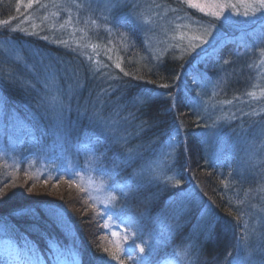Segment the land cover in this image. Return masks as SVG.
<instances>
[{"label": "rangeland", "instance_id": "rangeland-1", "mask_svg": "<svg viewBox=\"0 0 264 264\" xmlns=\"http://www.w3.org/2000/svg\"><path fill=\"white\" fill-rule=\"evenodd\" d=\"M11 4H13L10 7L12 14L16 13L18 18L22 12L25 14L21 21L18 19V24L12 26L11 23L14 22L10 20V24L4 26L12 29L19 25L20 28L25 29V31L17 30L20 34L41 39L38 42L45 50L42 51L36 46L16 48L10 44V40L0 37V86L5 80L12 82L15 79L14 84L19 87L21 93L35 91L37 96H43L42 103L38 104L36 100L25 103L28 112L25 115V111H22L21 116L12 111L9 113L5 111L0 99V171L5 175L13 171L18 172L17 168L38 175L76 169L77 164L67 154L61 155L65 135L60 131L69 128L65 120L70 118V113L74 117H71V123L77 125V120L79 123L84 122V110L89 109L90 115L86 122L96 120L95 127L98 130H95L106 137L112 134V126L115 127L111 114L119 115L126 109L132 114L130 108H135L138 104L144 106L138 100L142 97L139 93L136 96L133 94L135 99L124 101L127 100L124 93H131L129 87L122 82L119 83L112 78V75V77L106 74L104 76V65L109 67L107 63L109 57L115 60V64L120 63L119 53L122 52L128 57L127 64L137 62L141 70L129 64L127 68L133 73L141 74L145 71L149 72V68L155 67L168 53L176 54L177 57H174L176 59L186 60L184 66L187 68L191 65V60L194 63L203 58L208 51H215L218 46L229 41L246 44L248 48L242 55L243 59L241 56L240 63L247 65L253 71L254 81L245 98L252 103L253 99L249 93H254L252 97L256 105L262 102L259 104L260 114L257 115L261 116L262 122L254 116L253 121L247 125L250 131L244 123L235 122L233 114L228 110L229 105L215 99L217 87L211 81L200 84L197 79H192L191 82L185 80L187 85H191L189 88L195 92V98L191 99L193 102L190 101L189 106L198 124L203 127L201 141L205 163L213 165V168L219 171L217 176H222V180L226 179L227 188L233 191V202L229 204L234 205L237 210L239 207L241 209L243 221L239 226L242 233L236 239L231 261H228V258L219 261V255H223L224 252L216 251L217 240L223 235L224 243L220 245L225 247L227 236L236 232L229 228L230 225L223 224L218 226L219 232L215 231L214 226L219 218L215 207L202 193H196L192 189L193 185L189 180L183 190L191 187L193 194L173 190L172 195L168 197L169 201L178 199L176 216L183 215L184 218L178 220L177 218L181 219L180 216L176 218L172 215L169 219L171 225L160 229L161 233L172 239L176 223L182 221L177 227L179 229L175 236V248L178 250L175 252L174 249L161 256L153 254L154 256L148 257L147 253L139 251V247L134 248L132 243L134 234L121 223L115 199H111L114 196L109 185L107 186L101 179L84 175V168L81 169L79 179L84 191L88 193L87 196L91 197L89 201L96 210L103 211L102 216L106 217L108 244L112 248H115L116 244H120L121 247H131L137 252L138 264H159V261L164 259L167 260L162 261L161 264H190V261L194 264H264V94H262L264 93V53L261 52L264 48L258 49V43L264 42V11H257L254 17L251 14L245 17L242 13L246 9L251 13L253 9L242 4L240 0H226V5L235 4L236 7L233 9L226 6L219 19L188 7L183 0H35L31 8L27 7L28 0H12ZM18 7L19 11H17ZM53 13L59 15L54 16ZM69 17H71V25L65 23ZM61 24H64L63 28ZM33 25L35 27H32ZM201 25L213 26L209 28L211 34L205 37L207 43L200 45L194 51H188V40L182 39L181 33L200 34ZM2 26L3 24H0V29L5 28ZM121 28L132 29L134 35L131 38H127V34L119 36ZM111 35L122 43L113 47L108 46L110 41L108 36ZM45 36L48 39H44ZM62 41L66 43H61ZM52 45L55 47H51ZM131 48L137 49H132L131 52ZM67 50L69 57L65 52ZM116 69L118 68L113 65V70ZM30 84L34 86L31 90L28 88ZM110 85L117 94L116 102L118 103L122 98L126 108L119 106L110 98L109 93L103 91ZM86 93L89 94L90 100L82 98L83 95L87 96ZM96 93L100 96L97 97ZM246 101H241L245 107L248 105ZM116 104L119 107L113 112ZM33 106L37 108L34 109ZM98 112H100V120L97 119ZM58 117H62V125H58ZM134 118V116H128L126 119L118 118V124L121 123L123 130L121 132L118 127L114 128L117 133L115 142L121 143L119 155L125 157L131 155L132 159H138L139 155L134 156L128 141L132 137L124 133L126 128H130L124 121L128 120L130 126L137 125ZM33 130L41 132L42 135L35 143L33 139L36 132ZM56 154L59 155L57 161L52 159ZM173 160L174 145L168 143L160 150L157 149L156 154L150 156V159L147 158L145 167L142 165L135 175L139 181H144L142 184H161L169 189L183 187L184 184L180 179L179 186H173L175 180H178L175 168L172 166L171 169ZM30 173L25 175L24 172H19L18 177L21 179L20 176L23 175L24 182L17 177L8 185L15 189L24 185L32 195L40 193L45 197H52L57 192L63 194V188L49 186L50 188L46 189L40 181L36 184L41 189L31 190L32 184L29 179L31 182L37 179H33ZM15 174L12 173L11 176ZM156 176H160V179H156ZM165 176H172L175 179L166 181ZM226 182L224 181L225 185ZM124 190L126 191L125 187ZM65 193L69 196L67 191ZM15 198H11L10 201H13L12 204H19ZM77 198L79 205L82 206L81 212H85L84 200L80 194ZM71 202L73 204V201ZM2 205L6 206V201L0 203V208ZM69 206L72 207L70 204ZM89 206L91 207V204ZM55 214L58 224L67 228L69 222L64 220L67 218L63 213V219L59 213L55 212ZM86 221L88 222L87 219ZM198 222L199 225L203 222L205 227H200ZM94 228L96 230V227ZM125 231L129 232V238L122 242L121 237ZM112 233L117 235L113 236ZM157 234L160 232L158 231ZM5 237V232L0 231V244ZM175 237L172 239L173 242ZM161 243H164V240L156 242V245ZM209 243L213 248L208 245ZM227 244L231 249L234 246L231 242ZM70 251L71 249L67 254ZM181 251H186L190 259L180 257L177 261L173 253ZM74 255L76 254L73 252L70 259H59L55 264H73ZM123 264H131V261L124 260Z\"/></svg>", "mask_w": 264, "mask_h": 264}, {"label": "trees", "instance_id": "trees-1", "mask_svg": "<svg viewBox=\"0 0 264 264\" xmlns=\"http://www.w3.org/2000/svg\"><path fill=\"white\" fill-rule=\"evenodd\" d=\"M11 2L12 0H0V20H12L14 23H11V25L13 26L15 23L18 24V19L21 21L25 12L20 13V18L16 13L12 14L10 7L13 4ZM8 11H10V15H6ZM12 29L1 28L0 37L10 40V44L16 48L18 46H36L42 51L45 50L38 42L41 39L30 35H22L18 31H12ZM121 30L118 33L119 36L120 34H127L126 37L131 38L134 35L130 28H121ZM115 36L117 37V34ZM115 36H108L110 40L108 46L113 47L122 43ZM254 41H257V39H254ZM234 42L236 41H229L227 44L218 46L215 51H208L203 58L194 63L191 60V65L187 68L184 66L186 60L176 59L174 57H177V55L172 53H168L155 67L149 68V72L145 71L141 74L133 73L127 68L129 64H127L128 57L122 52L119 53L121 68L113 70L115 60H107L109 67L104 65V76L105 74L107 76L112 75L113 77H111L118 80L119 83L122 82L123 85L129 87L131 93H124L125 98H127L124 101L135 99L136 97L133 94L136 96L137 93L142 96L145 92L151 91L153 95L152 103L143 104V107L138 104L135 108H130L134 113H132L133 115L129 112V109L124 110L119 115L116 113L111 114L112 121L115 124L114 128L118 127L121 132L123 128H121V123L118 124V118L126 119L128 116L136 118H134V121L138 123L137 125L130 126L128 120L124 121L127 127H130L129 129L126 128L124 133L132 137L128 141H130L134 156L139 155L138 159L133 158L127 163L124 162L127 157L119 155L121 154L119 147L121 143L115 142L117 133L114 128H110L112 134L103 137L101 133H97V127L93 126L95 124L86 125V120L90 115L89 109L84 110V122H78L77 125L71 123L73 115L70 113V118L65 120L69 128L60 131L62 135H65L64 148L61 145L63 148L61 155L67 154L77 164L76 169L55 171L49 175L32 174L27 171L33 179H37L32 182L29 179L30 184H32L31 190L39 191L41 188L36 183L40 181L46 189H49V186L63 188V194L57 192L52 197H45L40 193L32 195L25 189L24 185H22V188L15 189L8 183L17 178L19 172L25 173L26 170L13 171L9 175H5L0 171V191L7 194L0 200V203L6 201V206L2 205L0 208V228H3L6 235L0 244V264H55L59 259H70L73 252L78 254L80 264H100L98 257H105V264L121 263L118 260L111 259L110 253L116 249L108 244L107 223L106 217L102 216L103 211L96 210L89 201L91 199L87 196V191L81 190L82 182L79 179V174L82 168H84V175H90L93 179H101L107 186L109 185L108 187L115 197L117 213L121 216V218H118L121 219V223L127 225L129 219L133 222L128 228L135 237L134 248H136V245H141L144 248V254L147 253L148 257L154 256L153 254L161 256L175 249V236H177V233L174 235V242L173 237L156 245V242H158L156 234L160 231V224L166 225L165 218L171 216L176 203L168 200L173 190L193 193L192 189H194L196 193H202L207 201H211L219 216L214 226L215 231L219 232L218 226L223 224L230 225L229 228L239 232V224L243 221L241 209L239 207L237 210L234 205L229 204V202H233V191L227 188L226 179L222 180V176H217L219 171L213 168V165L205 163L201 141L203 127L198 124L195 114L189 106L191 99L195 98V92L189 88L191 85H187L185 81L191 82L192 79H197L200 84L211 81L217 87L215 99L229 105L228 110L233 114L236 123L242 122L249 128L247 125L253 121L254 116L255 119L262 122L261 116H257L260 114L259 104H262V102L256 105L252 95H250L253 99L252 103L246 101L245 98L254 81L252 78L253 71L247 65L240 63L241 56L244 55L245 49L248 47L245 43ZM51 47L54 48L55 46L52 45ZM260 48H264V42L258 43V49ZM132 49L137 48H131V52ZM65 52L69 57L68 50ZM243 58L244 56H242ZM129 65L141 70L137 62ZM7 76L8 74H6ZM14 82L15 79L12 82L5 80L0 86L2 108L8 113L12 111L20 116L21 112L25 111V115H27L28 111L24 106L25 103L35 102V100L38 104L42 103L43 96H37L35 91L21 93ZM28 88L29 90L33 89V84H30ZM112 88L110 85L103 91L106 94L109 93L110 98L117 103V94L114 93ZM88 95H83L82 98L90 100ZM95 95L100 96L99 93ZM241 101H246L248 105L245 107ZM122 102L121 98L117 104L125 107L126 103ZM117 104L113 112L119 107ZM33 107L34 109L37 108ZM97 119L100 120L101 118ZM33 131L36 132V139H39L41 132ZM97 141L99 142L97 143ZM166 142L174 145L173 168L179 176L178 180L180 179L184 186L169 189L161 184H138L136 171L142 165L145 167V160L155 155L157 149L160 150ZM93 146L96 154L101 158L99 162L92 161L91 149ZM61 158L63 160V157ZM12 173L16 174L11 176ZM20 177L22 178L18 177V179L22 181L24 176L21 175ZM187 180L192 183V189L190 187L183 190ZM116 185L125 187L126 191L124 190L122 194ZM66 191L69 196L66 195ZM79 194L84 200L86 207L83 208V211L85 210V212H81L82 206L79 205L80 202L77 198ZM14 197H16L15 199L19 204H12L13 201L11 202L10 199ZM70 200L73 201V204ZM21 210H23V213ZM60 211L67 218L64 220L69 222L67 228L58 224L54 217L56 212L63 219ZM90 220L91 222H89ZM200 227H205L203 222H201ZM222 237L223 235L217 240L216 251L219 253L224 252L223 257L228 258L234 250L235 242H233L232 249L228 247L227 242H231V238L227 236L226 246L222 247L220 245V243H224ZM153 243L156 246L152 247L151 244L153 245ZM208 245L212 247V244L209 243ZM105 248L109 249V252H104L103 249ZM124 248L132 250L129 246ZM70 249V253L67 254ZM119 254L122 261L128 262L130 260L131 264H138L135 250H132V259L122 253ZM162 261L160 260L159 264Z\"/></svg>", "mask_w": 264, "mask_h": 264}, {"label": "snow or ice", "instance_id": "snow-or-ice-1", "mask_svg": "<svg viewBox=\"0 0 264 264\" xmlns=\"http://www.w3.org/2000/svg\"><path fill=\"white\" fill-rule=\"evenodd\" d=\"M35 2V0H28V4L27 7L31 8L33 3ZM184 3H186L188 5V7L190 8H195L197 9L199 12L204 13L207 16H211L215 19H219L224 11H225V7H230L235 9L236 5L235 4H227L226 5V0H183ZM240 2L242 4H246L248 5L250 8H252L253 10L251 11V13L246 9L242 15H244L245 17L249 16L250 14L254 17L257 14V11H264V0H240ZM17 11H19V7L17 8ZM238 15L240 13H237ZM54 16H58L59 13H53ZM25 20H27V18H25ZM68 25H71L72 21H71V17H69L66 22ZM0 24L3 25H8L10 24V20H4V21H0ZM32 27H35V25H33ZM61 27H64V24H61ZM178 28L180 26H177ZM190 27V26H188ZM202 28V32L200 34H193V35H188L187 32L185 33H181V38L182 39H187L188 40V51H194L197 47H199L202 44L207 43L205 37L210 35V31L209 28L213 27L212 25H209L208 27H204L203 25L200 26ZM13 31H25V29L20 28L19 25L16 28L12 29ZM35 34V33H32ZM44 39H48L47 36L44 37ZM61 43H66L64 41H62ZM262 53H264V49L261 50ZM109 59H111V57H109ZM227 63V61H226ZM116 68H121V65L119 63L115 64ZM121 71H123V69H121ZM125 75H127V73H125ZM166 87V86H165ZM264 94V93H262ZM249 95L254 96V93H249ZM139 102L141 104H150L153 102V95L152 92H145L142 97L138 98ZM58 125H62V117H58ZM99 141H97L98 143ZM92 151V161L93 162H99L100 161V156H98L96 154L95 148L93 146V148L91 149ZM132 159V156L129 155L127 157V159L124 161L125 163H127L129 160ZM17 171L19 170L18 168L16 169ZM27 171L25 172V175H27ZM156 179H160V176H156ZM58 179V178H57ZM164 179L166 181H172L175 179V177L172 176H165ZM180 181L179 180H175V185L173 186H179ZM117 188L120 189L121 193H124V187L120 186V185H116ZM81 190L83 191V187L81 186ZM7 194L0 191V200H2ZM91 199V197H90ZM111 199H115V197H111ZM21 212L23 213V210H21ZM133 222L131 221V219H129V224L126 225L127 227H130L131 224ZM177 227H179V225L177 224ZM3 228H0V231H2ZM113 236H116V233H112ZM129 238V232L125 231L124 235L121 237V241H127ZM132 243L133 245H135V237L132 238ZM136 247H139V251L140 252H144V248L142 246L136 245ZM116 251L111 252L110 256L111 259L114 260H118L121 262V264H123V261L121 259V255L119 253H122L123 255L127 256L129 259H132V250L129 248H124L121 247L120 244H116L115 245ZM104 252H109V249L105 248L103 249ZM174 258L177 259V261H179L180 257H184L185 259H190L188 256V253L186 251H181L179 253H173ZM100 262V264H105V257H98L97 258ZM73 264H79V256L78 254L73 256ZM190 264H194V262L190 261Z\"/></svg>", "mask_w": 264, "mask_h": 264}]
</instances>
